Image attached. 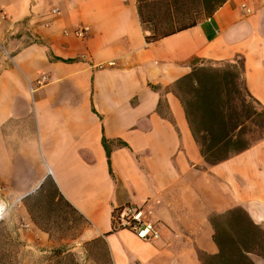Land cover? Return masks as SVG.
I'll list each match as a JSON object with an SVG mask.
<instances>
[{"label": "crops", "instance_id": "crops-1", "mask_svg": "<svg viewBox=\"0 0 264 264\" xmlns=\"http://www.w3.org/2000/svg\"><path fill=\"white\" fill-rule=\"evenodd\" d=\"M149 34L137 0H0V253L18 238L78 264H203L229 211L264 230V135L209 164L173 92L193 67L242 62L264 107V0ZM126 204L159 239L113 228Z\"/></svg>", "mask_w": 264, "mask_h": 264}, {"label": "trees", "instance_id": "trees-1", "mask_svg": "<svg viewBox=\"0 0 264 264\" xmlns=\"http://www.w3.org/2000/svg\"><path fill=\"white\" fill-rule=\"evenodd\" d=\"M137 1L140 21L150 32L146 40L155 41L196 25L201 15L213 14L227 0ZM242 71V62L201 65L174 83L193 139L209 164L227 159L264 135V107L248 93ZM225 216L228 228L217 229L214 235L218 253L205 257L203 264H254L251 254L264 259V230L240 208Z\"/></svg>", "mask_w": 264, "mask_h": 264}, {"label": "built area", "instance_id": "built-area-1", "mask_svg": "<svg viewBox=\"0 0 264 264\" xmlns=\"http://www.w3.org/2000/svg\"><path fill=\"white\" fill-rule=\"evenodd\" d=\"M240 8L245 13H251V9L247 6L246 2L240 4ZM53 13H58L53 10ZM87 28L79 27L74 31L77 36H82ZM108 66H113V62H108ZM45 77L39 80V83L44 81ZM11 205L0 197V222L4 219ZM113 226L115 229H126L133 232L138 238L152 242L160 237V230L157 222L150 219V213L144 209L143 206L135 204H126L118 207L113 212Z\"/></svg>", "mask_w": 264, "mask_h": 264}, {"label": "rangeland", "instance_id": "rangeland-1", "mask_svg": "<svg viewBox=\"0 0 264 264\" xmlns=\"http://www.w3.org/2000/svg\"><path fill=\"white\" fill-rule=\"evenodd\" d=\"M241 91L245 94L241 80H238ZM6 243H9L6 240ZM9 251L0 253V264H78L72 253H42L35 248H26L25 243L16 238L10 245L5 247Z\"/></svg>", "mask_w": 264, "mask_h": 264}]
</instances>
